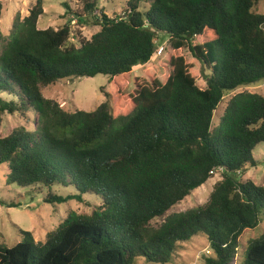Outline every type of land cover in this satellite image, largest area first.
<instances>
[{
  "label": "trees",
  "instance_id": "trees-1",
  "mask_svg": "<svg viewBox=\"0 0 264 264\" xmlns=\"http://www.w3.org/2000/svg\"><path fill=\"white\" fill-rule=\"evenodd\" d=\"M80 1L85 13L98 11L100 0ZM259 2L128 0L122 15L101 10L99 30L74 42L69 24L37 27L44 0H35L9 33L0 30V122L4 114L37 115V131L0 136L6 182L41 187L51 204L97 199L86 214L68 212L42 241L19 229L12 247L0 243V264H168L199 235L213 251L206 264H234L241 234L264 220V187L239 178L264 142V95H233L212 125L228 92L264 80ZM160 34L168 37L163 54L134 79L131 94H106L94 110L71 112L43 96L44 87L72 77L104 74L114 85L149 64ZM217 170L206 203L167 214ZM237 264H264V233Z\"/></svg>",
  "mask_w": 264,
  "mask_h": 264
},
{
  "label": "rangeland",
  "instance_id": "rangeland-1",
  "mask_svg": "<svg viewBox=\"0 0 264 264\" xmlns=\"http://www.w3.org/2000/svg\"><path fill=\"white\" fill-rule=\"evenodd\" d=\"M127 1L100 0L97 7L98 11L95 14H88L82 10L80 0H44L42 13L37 19V27L39 29H58L65 24H69L72 31L70 35L71 41L88 40L100 28L95 23L94 16L99 15L101 10L110 17L122 15L127 8ZM34 3L35 0H0V30L4 34L9 33L14 19L16 17L19 19L27 17ZM64 4H68V7H65ZM138 8L145 11L148 8V3L140 1ZM257 12L264 13V0H260ZM167 39L168 37L165 34H160L156 46L164 47ZM157 56L159 55H156L155 52L149 64L136 65L130 73L117 78L118 81L114 80L115 83L112 86L111 82L113 80L110 82V77L104 74L94 77H72L58 80L56 83L44 87L42 94L46 98L55 100L59 106L69 112L77 109L92 111L109 97L113 100V98L131 94L134 89V79L141 77L145 69L156 65ZM197 65L199 74L201 65L199 63ZM243 91L264 95V80L251 85H242L228 92L214 112L212 128L216 127L228 100L233 95ZM106 94L109 97L105 96ZM36 120L37 115L33 110H28L23 114H4L0 122V136L6 137L18 128H24L26 131H37ZM252 154L257 162L256 165L247 166L239 174V178L243 181L249 179L255 185L264 187V142L258 144ZM6 173V167L0 165V200L5 203L18 204L15 207L0 205V243H5L8 247H12L21 240L19 229L30 231L36 242L42 241L48 232L56 229L64 221L68 212L73 210L79 214H86L91 210L90 205L93 206L91 203L97 200L91 196L94 200L88 198V205L76 203L74 200L58 204L46 203L42 199L41 187L21 188L8 184L6 182ZM220 179L221 174L217 170L203 185L172 206L167 214L183 212L206 203L214 184ZM162 221L163 217L157 218L152 220L151 224L156 226ZM263 233L264 220L255 228L244 230L239 238L234 264H237L243 258V253L249 240L257 238ZM174 256V259L168 264H206L205 258L213 256V251L206 237L199 235L194 237L191 242L180 246ZM135 264L156 263H146L143 259H137Z\"/></svg>",
  "mask_w": 264,
  "mask_h": 264
},
{
  "label": "built area",
  "instance_id": "built-area-1",
  "mask_svg": "<svg viewBox=\"0 0 264 264\" xmlns=\"http://www.w3.org/2000/svg\"><path fill=\"white\" fill-rule=\"evenodd\" d=\"M163 51V47L162 46H156L155 48V52H156V55H160Z\"/></svg>",
  "mask_w": 264,
  "mask_h": 264
},
{
  "label": "water",
  "instance_id": "water-1",
  "mask_svg": "<svg viewBox=\"0 0 264 264\" xmlns=\"http://www.w3.org/2000/svg\"><path fill=\"white\" fill-rule=\"evenodd\" d=\"M156 48V47H155Z\"/></svg>",
  "mask_w": 264,
  "mask_h": 264
}]
</instances>
